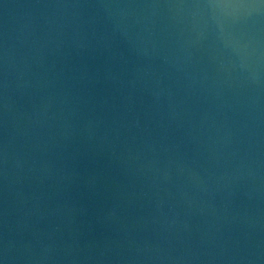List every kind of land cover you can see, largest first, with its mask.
<instances>
[{
    "label": "water",
    "instance_id": "95a60500",
    "mask_svg": "<svg viewBox=\"0 0 264 264\" xmlns=\"http://www.w3.org/2000/svg\"><path fill=\"white\" fill-rule=\"evenodd\" d=\"M0 264H264V0H0Z\"/></svg>",
    "mask_w": 264,
    "mask_h": 264
}]
</instances>
